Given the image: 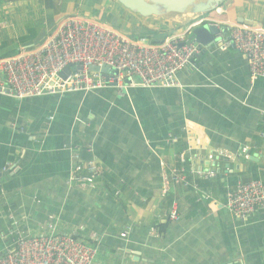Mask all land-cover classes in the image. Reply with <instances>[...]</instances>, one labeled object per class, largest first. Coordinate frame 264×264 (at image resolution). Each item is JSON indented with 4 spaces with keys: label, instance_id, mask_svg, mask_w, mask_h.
I'll return each mask as SVG.
<instances>
[{
    "label": "crops",
    "instance_id": "crops-1",
    "mask_svg": "<svg viewBox=\"0 0 264 264\" xmlns=\"http://www.w3.org/2000/svg\"><path fill=\"white\" fill-rule=\"evenodd\" d=\"M1 5L0 57L38 43L74 14L150 43L169 29L187 31L196 17L168 15L155 27L153 18L117 0ZM221 9L203 15L218 21L224 37L234 23L264 27V0H228ZM194 61L195 69L178 73L176 87H105L22 100L0 94V253L13 221L33 234L54 216L59 232L98 249L99 264H264V210L238 220L225 206V191L239 181H264V78L253 81L246 57L232 47H214ZM188 132L203 154L226 149L236 159L204 161L223 180L213 199L179 186L170 190V206L162 196V162L178 164ZM75 154L100 167L96 188L70 183ZM173 203L177 220L170 218ZM158 223L167 228L158 232Z\"/></svg>",
    "mask_w": 264,
    "mask_h": 264
},
{
    "label": "built area",
    "instance_id": "built-area-1",
    "mask_svg": "<svg viewBox=\"0 0 264 264\" xmlns=\"http://www.w3.org/2000/svg\"><path fill=\"white\" fill-rule=\"evenodd\" d=\"M204 23L219 25L214 18L197 15L187 31L168 36L160 43H150L92 16H68L38 43L0 57V94L22 100L105 87L123 91L128 86H179L178 73L195 69L194 59L203 49L201 44L190 40L188 31ZM230 27L229 36L224 37L221 31L216 35L218 47L222 51L232 47L243 54L253 81L264 78V27L249 23H234ZM71 66L80 68L62 76V71ZM92 66L100 69L107 66L108 70L92 71ZM200 150L188 132L187 148L180 154L179 163L170 166L162 162L163 197L171 188L181 186L200 191L199 199H213L214 192L203 189L198 180H214L216 187L221 184L217 181V171L204 166V161L214 164L219 160L231 161L236 159L235 154L226 149L204 154ZM88 151H92V146ZM242 154L249 159L248 148H244ZM74 157L70 183L81 188H96L104 175L95 159H83L79 154ZM225 196L229 212L236 219L245 220L251 213L264 210V181H239L225 191ZM175 204L170 213L172 220L178 219ZM148 209L155 210L153 206ZM50 218L42 231L33 234L18 228L13 221L16 229L9 233L5 252L0 253V264H99L96 247L75 235L59 232L55 217ZM127 232L121 236L126 238ZM153 232L156 234L157 230Z\"/></svg>",
    "mask_w": 264,
    "mask_h": 264
},
{
    "label": "water",
    "instance_id": "water-1",
    "mask_svg": "<svg viewBox=\"0 0 264 264\" xmlns=\"http://www.w3.org/2000/svg\"><path fill=\"white\" fill-rule=\"evenodd\" d=\"M125 8L144 18L164 17L172 14H183L195 17L197 15L207 14L218 11L222 4L227 0H117ZM219 28L215 24L204 23L195 26L191 32L190 40H194L203 46L202 52L212 50L217 47L216 35ZM201 52V53H202ZM200 53V54H201ZM199 54V55H200ZM198 55V56H199ZM197 56V57H198ZM80 67L71 66L62 71V76L66 77L71 70H77ZM92 71L106 72L107 66L101 69L97 66L90 68Z\"/></svg>",
    "mask_w": 264,
    "mask_h": 264
},
{
    "label": "trees",
    "instance_id": "trees-1",
    "mask_svg": "<svg viewBox=\"0 0 264 264\" xmlns=\"http://www.w3.org/2000/svg\"><path fill=\"white\" fill-rule=\"evenodd\" d=\"M11 1H15V0H0V5L2 4V3H8V2H11ZM228 1V0H227ZM227 1H225L224 2V5H226V2ZM49 4V3H48ZM174 31L175 30H167V31H164V33H162V34H160V35H155L156 37H158L157 39H159V38H161V40H157V41H153V43H160V42H162L165 38H167L168 37V35H171V34H173L174 33ZM156 39V38H155ZM26 40H28V37H23L22 38V41H26ZM6 46V44L5 43H3L2 45H1V47H5ZM14 53H16V51H14ZM13 55V54H12ZM197 60V59H196ZM178 163H179V160H178ZM217 181L221 184V185H223L222 183V177L219 175L218 177H217ZM198 184H199V186H201V187H205V188H210V190H212L213 192H217V191H222L223 189H221L220 187H216V182L214 183V182H212V181H210V179H208V180H198ZM193 192H195L196 193V195H197V197H199V194H200V191H197V190H195V189H193V188H190ZM190 189H188L189 191H191ZM191 191V192H192ZM192 194V193H191ZM166 198V202H167V204H169L170 206H171V204H172V201H171V199H170V196H169V194H167V196L165 197ZM193 199L195 200V198L193 197ZM156 228H157V230H158V232H163L166 228H167V225H165V224H163V223H158L157 225H156Z\"/></svg>",
    "mask_w": 264,
    "mask_h": 264
},
{
    "label": "rangeland",
    "instance_id": "rangeland-1",
    "mask_svg": "<svg viewBox=\"0 0 264 264\" xmlns=\"http://www.w3.org/2000/svg\"><path fill=\"white\" fill-rule=\"evenodd\" d=\"M2 4H4V3H2ZM0 6H2V5H0ZM138 15V14H137ZM177 15H183V14H172L171 15V17L172 16H177ZM140 16V15H139ZM168 16V15H167ZM167 16H164V17H167ZM186 17H187V20L190 18V17H192V16H189V15H185ZM140 17H142V16H140ZM143 18V17H142ZM149 18H153V20H150L151 22L150 23H152V24H154V26L155 27H157L160 23H161V21H162V18H160V17H156V16H153V17H147V18H145V19H149ZM155 22V23H154ZM158 24V25H157ZM149 26H152L151 24H149ZM153 26V27H154ZM186 26V25H185ZM182 29V31H183V28H181ZM180 29V30H181ZM136 36H138L139 38H142L143 40H148L146 37H140V35H136ZM137 37V38H138Z\"/></svg>",
    "mask_w": 264,
    "mask_h": 264
}]
</instances>
